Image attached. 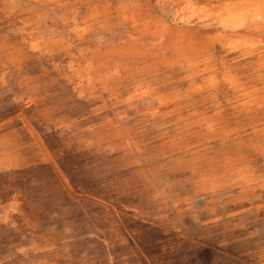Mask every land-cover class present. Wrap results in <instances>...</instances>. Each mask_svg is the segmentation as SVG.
Segmentation results:
<instances>
[{"label": "rangeland", "instance_id": "1", "mask_svg": "<svg viewBox=\"0 0 264 264\" xmlns=\"http://www.w3.org/2000/svg\"><path fill=\"white\" fill-rule=\"evenodd\" d=\"M87 1L0 0V264H264L262 112L121 52L120 8L175 32L174 0Z\"/></svg>", "mask_w": 264, "mask_h": 264}, {"label": "bare ground", "instance_id": "2", "mask_svg": "<svg viewBox=\"0 0 264 264\" xmlns=\"http://www.w3.org/2000/svg\"><path fill=\"white\" fill-rule=\"evenodd\" d=\"M59 1L60 0H48V2L51 4H56ZM96 1H94V2H96ZM205 1L208 3V5L207 6L202 5V7L201 6L197 7V5L195 6V5L191 4L190 0H174L173 1V7L175 8V11L177 13V17H179V20H180L179 22L184 27V29L177 30L175 32H173L167 26L165 27L160 22L151 21L149 19L150 16L148 17V16H146L147 14L146 15L144 14V12H143L144 9H142V7L140 6L139 3H133L129 6H124L122 8H120L121 7L120 6L118 13L123 18V24L127 25L129 30H130L129 39H128L129 46L125 47V45H124V48H122L121 52H123L125 54L133 53L137 56L144 55V57L147 60H157V61L159 60V61H161L165 64H168L170 66L178 67L181 72L186 74L184 77L185 81H187L186 84H188L192 81L194 82L195 80H200L201 82H209L210 83L209 90H210L211 94L215 93V92L217 93L218 88L220 86H227L234 94H236L238 96V98H240V100L241 99H247V102L245 104H243L247 113L251 114L254 112L255 114H258V113L262 112L263 120H264V0H205ZM184 3H186L185 6L190 10L189 15H187V16L183 14L184 8L181 9V6H184L183 5ZM211 3L213 4L212 6H210ZM106 4H107V2H106ZM108 6H109V4H108ZM83 8H85V7H83ZM109 9H111V8H109ZM113 9L115 10V8H113ZM34 10L36 11V9H34ZM115 11H117V10H115ZM14 12H15V10H14ZM73 13H74V10H73ZM73 13H71V14H73ZM75 13H76V11H75ZM79 14H81V13H79ZM109 14H110V12L107 10L105 12H102V13H96L95 12V14L90 15L88 18H86V16H87L86 15L85 16L86 19H84L81 22L84 25L92 23V25L90 27V28H92L94 26V24H96L97 22H100L102 19L104 20V18L110 17ZM71 16H73V15H71ZM74 16H75V14H74ZM79 16H81V15H79ZM63 17H65V16H63ZM81 18H79V19H81ZM155 18H154V20H155ZM69 21H71V20H69ZM106 21H108V19ZM121 21H122V19H121ZM26 22H28V21H26ZM193 23H195V24H193ZM103 24L104 23H102V25ZM98 25H99V23H98ZM115 26H117V25H115ZM193 27H198L200 30H204V31H209L212 29V30H215L217 32V34L214 37L204 36L202 34L195 32V31L192 32L191 28H193ZM94 28H96V27H94ZM104 28H106V27H104ZM76 29H77V27H76ZM102 29H103V27H102ZM92 30H93V28H92ZM81 33H83V31ZM100 33H102V32H100ZM93 35H94V33H93ZM78 37H77V39H78ZM80 37H82V35ZM145 40L149 42L148 45L143 44V42ZM41 43H43V42H41ZM100 44H101V42H100ZM37 46H38V44H37ZM111 47H112V45H111ZM91 48H93V47H91ZM100 48H101V46H100ZM95 49H97V48H95ZM110 49H113V48H109V50ZM158 49H162V50H169L170 49V50H172L173 60L167 61V59H163V57H160V55L157 53ZM217 49H220L221 51L226 52V55L224 54L225 57L220 61L219 64L216 62L217 59L215 56ZM116 51H118V50H116ZM236 55H239L237 60L236 59L235 60L234 59L233 60H226V58L234 57ZM236 58H237V56H236ZM168 60H170V59H168ZM133 61H134V59H133ZM135 62L137 64V61H135ZM241 64H246V66L243 70H242V68L241 69L239 68L240 67L239 65H241ZM149 66H147V67H149ZM171 68H173V67H171ZM95 69L96 68H94V70ZM241 70L242 71L245 70L246 72H248V75L243 76L241 74V72H242ZM95 71L100 72V70H95ZM180 82L181 81H179V83ZM197 88L198 87H196V89ZM194 92H198V91H194ZM192 95H195V94H192ZM185 96H187V95H185ZM159 103H160V101H159ZM237 105H239V104H237ZM186 106H188V105H186ZM193 106H195V105H193ZM188 110H190V109H187V111ZM178 111H179V109H178ZM189 112L190 111H188V113ZM216 117H218V116H216ZM249 118H251V117H249ZM236 119H237V116H236ZM247 119H248V117H247ZM248 127H250V126H248ZM260 127L262 129V132L264 133V122L261 124ZM207 128L210 129L212 133L218 131L219 130V124L217 123V120H213V119L210 120L207 124ZM238 128H240V127H238ZM221 129H223V128H221ZM242 129H243V127H242ZM205 131H206V129H205ZM238 131H239V129H238ZM241 131H243V130H241ZM239 135H241V134H239ZM235 140H237V139H235ZM242 140H245V139H242ZM243 143H246V142H243ZM240 148H242V147H240ZM235 149H236V147H235ZM258 150H260V149H258ZM240 151H241V149H240ZM240 156H238V159ZM263 156H264V154H263ZM236 161H239V160H236ZM242 162H243V160H242Z\"/></svg>", "mask_w": 264, "mask_h": 264}]
</instances>
